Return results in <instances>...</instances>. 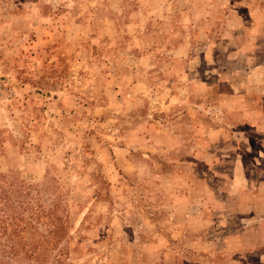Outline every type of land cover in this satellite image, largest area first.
<instances>
[{"label":"rangeland","instance_id":"rangeland-1","mask_svg":"<svg viewBox=\"0 0 264 264\" xmlns=\"http://www.w3.org/2000/svg\"><path fill=\"white\" fill-rule=\"evenodd\" d=\"M54 256L264 264V0H0V264Z\"/></svg>","mask_w":264,"mask_h":264},{"label":"trees","instance_id":"trees-1","mask_svg":"<svg viewBox=\"0 0 264 264\" xmlns=\"http://www.w3.org/2000/svg\"><path fill=\"white\" fill-rule=\"evenodd\" d=\"M41 211V213H40ZM30 217H33V215L36 217H40L43 219L42 223L46 225L47 234L50 235V243H46L49 241H45V243H39L36 245H30L29 243H24L22 245L19 244H11L10 248L15 253H22L24 256H32L33 254L36 256H41L43 250H54L59 245L58 243L63 239V237L66 235V230L68 226V220L67 217L64 215H59L56 211L55 207H50L48 209L42 210L40 208V205L38 204V213H37V207H32L30 205ZM38 215H37V214ZM21 230H25V228H22ZM31 250V251H30ZM14 253V254H15ZM61 259L60 256H54L52 264H60Z\"/></svg>","mask_w":264,"mask_h":264}]
</instances>
